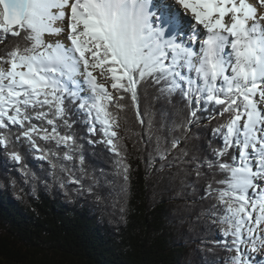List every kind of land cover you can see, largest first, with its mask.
Here are the masks:
<instances>
[{
    "label": "snow or ice",
    "instance_id": "1",
    "mask_svg": "<svg viewBox=\"0 0 264 264\" xmlns=\"http://www.w3.org/2000/svg\"><path fill=\"white\" fill-rule=\"evenodd\" d=\"M0 45L4 167L27 176L31 154L64 174L61 187L80 191L84 178L97 182L85 167L86 141L112 153L114 175L127 182L119 129L129 107L121 102L130 100L156 156L168 162L161 167L175 163L178 176H195L189 186L206 202L197 219L206 218L223 237L207 251L225 255L207 264H259L264 0H0ZM142 86L157 101L173 104L178 97L179 121L169 127L162 118L157 127L151 105L141 113ZM205 121H215L207 149L180 148ZM177 130L170 140L164 134Z\"/></svg>",
    "mask_w": 264,
    "mask_h": 264
},
{
    "label": "trees",
    "instance_id": "2",
    "mask_svg": "<svg viewBox=\"0 0 264 264\" xmlns=\"http://www.w3.org/2000/svg\"><path fill=\"white\" fill-rule=\"evenodd\" d=\"M3 48L0 45V51ZM139 100L141 113L152 106L157 127L162 118L169 127L179 121L178 97L174 109L154 99L152 88L142 86ZM125 102L129 107L120 113L126 120L120 121L119 135L129 167L127 182L114 175L113 154L86 141L85 167L97 182L84 178L80 191L77 185L61 187L64 174L58 169L53 174L46 161L31 154L26 157L27 176L10 163L4 167L0 157V264H207L225 255L207 251L218 247L210 241L223 237L206 218L197 219L206 202L189 186L194 174L178 176L175 163L161 167L168 162L156 156L154 139L149 141L130 100ZM214 124L194 126L192 138L182 139L179 147L207 149ZM164 134L169 140L180 135L179 130ZM178 152L173 150L168 161ZM75 167H80L78 160Z\"/></svg>",
    "mask_w": 264,
    "mask_h": 264
},
{
    "label": "rangeland",
    "instance_id": "3",
    "mask_svg": "<svg viewBox=\"0 0 264 264\" xmlns=\"http://www.w3.org/2000/svg\"><path fill=\"white\" fill-rule=\"evenodd\" d=\"M62 39H64V40H66V37H63ZM95 74V73H94ZM100 82H104V81H100ZM107 86V85H106ZM109 91H111V89H110V87H109ZM259 255H258V259H260V260H258L259 262L260 261H262V263L261 264H264V252H261V253H258ZM256 255V254H255Z\"/></svg>",
    "mask_w": 264,
    "mask_h": 264
},
{
    "label": "bare ground",
    "instance_id": "4",
    "mask_svg": "<svg viewBox=\"0 0 264 264\" xmlns=\"http://www.w3.org/2000/svg\"><path fill=\"white\" fill-rule=\"evenodd\" d=\"M49 39H51V38H49ZM64 42H65L66 44L68 43L67 40H64ZM254 255H255V254H254ZM258 255H259V254L257 253V254H256V256H257V260H260V259H258ZM261 263H262V261L259 262V264H261Z\"/></svg>",
    "mask_w": 264,
    "mask_h": 264
}]
</instances>
